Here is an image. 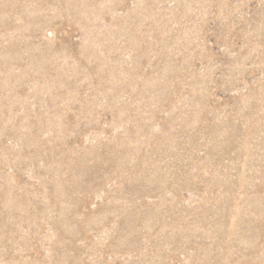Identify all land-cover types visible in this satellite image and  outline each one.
Wrapping results in <instances>:
<instances>
[{
  "label": "rangeland",
  "instance_id": "obj_1",
  "mask_svg": "<svg viewBox=\"0 0 264 264\" xmlns=\"http://www.w3.org/2000/svg\"><path fill=\"white\" fill-rule=\"evenodd\" d=\"M0 264H264V0H0Z\"/></svg>",
  "mask_w": 264,
  "mask_h": 264
},
{
  "label": "bare ground",
  "instance_id": "obj_2",
  "mask_svg": "<svg viewBox=\"0 0 264 264\" xmlns=\"http://www.w3.org/2000/svg\"><path fill=\"white\" fill-rule=\"evenodd\" d=\"M15 199V198H14Z\"/></svg>",
  "mask_w": 264,
  "mask_h": 264
}]
</instances>
